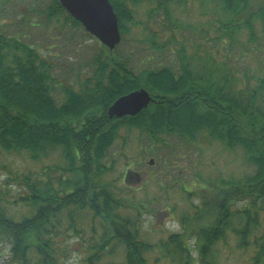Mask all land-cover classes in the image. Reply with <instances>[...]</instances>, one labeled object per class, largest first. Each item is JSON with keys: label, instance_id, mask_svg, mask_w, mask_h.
<instances>
[{"label": "trees", "instance_id": "1", "mask_svg": "<svg viewBox=\"0 0 264 264\" xmlns=\"http://www.w3.org/2000/svg\"><path fill=\"white\" fill-rule=\"evenodd\" d=\"M143 1L111 0L121 43L136 24L132 6ZM151 1L157 6L147 28L163 12L171 41L159 43L151 30L153 60L140 69L131 53L119 52L121 43L113 51L99 43L94 70L79 89L62 88L63 102L38 48L0 29V151L38 159L62 147L67 161L41 173L10 172L0 182L3 264H69L71 238L83 247L78 264H264V0H206L218 6L219 17L203 29L204 49L197 43L193 53L171 46L179 41L174 0ZM44 12L85 32L58 0ZM139 88L156 101L136 116L110 119L108 107ZM124 130L149 139L143 153L157 155L155 176H166V188H179L180 202L165 204L177 230L144 229L142 212L158 198L145 203L100 181L111 169L102 162ZM200 143L240 150L252 171L216 179L197 172L188 188L180 177L187 169L177 159L182 146L201 151ZM157 144L164 150L156 153Z\"/></svg>", "mask_w": 264, "mask_h": 264}, {"label": "rangeland", "instance_id": "2", "mask_svg": "<svg viewBox=\"0 0 264 264\" xmlns=\"http://www.w3.org/2000/svg\"><path fill=\"white\" fill-rule=\"evenodd\" d=\"M52 0H0V29L10 36L20 38L23 42L34 45L38 48L39 54L51 65V70L55 79V96L59 102H63L65 94L64 86H73L79 89L81 83L94 70L93 54L99 50V41L88 36L83 30L74 32L71 26L65 24V17L49 19L44 12L46 5ZM156 2L146 0L139 5H133L135 11L136 24L133 25L131 33L126 36V40L121 43L119 52L125 57L132 54L133 65L140 69L148 66L153 59L140 63L139 57L149 58L151 54L150 33L154 30L158 36L157 41L163 43L172 39V32L167 30L168 20L163 12H160L159 19H155L151 27L147 28L146 21L151 7H156ZM173 22L179 26L175 29L178 40L171 46L179 49L184 45L189 53H193L194 46L200 43L199 51L204 49L202 37L203 29L209 28V20H214L218 16V6L206 0H189L184 4L181 0H174L170 3ZM206 13V15H205ZM169 53V51H168ZM174 56V54H169ZM171 58L169 56L164 59ZM203 60V61H202ZM132 61V60H131ZM205 62V59H200ZM252 66L255 62H249ZM123 138H120L111 148L108 156L103 160L104 166L111 169L102 174L100 181L109 184L111 188L124 195H135L136 198L152 200L146 206L142 215V226L148 231L152 230H177L176 222H173L174 215L166 210L168 199L171 203L180 202L179 188H166L169 180L165 175H156L154 166L149 164L150 158L157 161V155L143 153L145 148L150 147V141L146 136H141L138 131H123ZM124 137H127V142ZM201 151L195 149L188 151L185 146L181 149V158L178 163L187 169L180 177L188 181V188H192L191 180L196 179L197 172L205 178L222 176H243L252 171L245 160L244 154L240 151H228L219 143L199 144ZM156 153L164 150L163 144H157ZM128 159H125V156ZM62 147L49 148L40 158L34 159L28 152L8 153L0 151V182L8 179L10 172L15 176L24 172L36 171L41 173L44 167L49 165H66ZM5 167H3V165ZM131 174V175H130ZM152 174L154 178H152ZM198 179V178H197ZM155 180V181H154ZM9 182H13L10 180ZM205 185V184H204ZM127 213H133L128 211ZM73 256L69 264H78L81 259L82 244L76 238H71ZM0 258V264L5 262ZM234 256V255H233Z\"/></svg>", "mask_w": 264, "mask_h": 264}, {"label": "water", "instance_id": "3", "mask_svg": "<svg viewBox=\"0 0 264 264\" xmlns=\"http://www.w3.org/2000/svg\"><path fill=\"white\" fill-rule=\"evenodd\" d=\"M62 7L81 22L85 30L110 50L121 42L118 15L110 0H58ZM155 101L145 88L122 95L108 108L109 118L136 116ZM154 164V159L150 160Z\"/></svg>", "mask_w": 264, "mask_h": 264}, {"label": "flooded vegetation", "instance_id": "4", "mask_svg": "<svg viewBox=\"0 0 264 264\" xmlns=\"http://www.w3.org/2000/svg\"><path fill=\"white\" fill-rule=\"evenodd\" d=\"M148 59H151L150 57L149 58H144V57H139V60L141 61V62H143V61H145V60H148Z\"/></svg>", "mask_w": 264, "mask_h": 264}]
</instances>
